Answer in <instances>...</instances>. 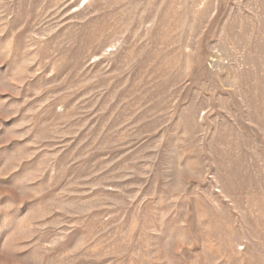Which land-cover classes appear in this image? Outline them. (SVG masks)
Instances as JSON below:
<instances>
[{"label":"rangeland","instance_id":"1","mask_svg":"<svg viewBox=\"0 0 264 264\" xmlns=\"http://www.w3.org/2000/svg\"><path fill=\"white\" fill-rule=\"evenodd\" d=\"M0 264H264V0H0Z\"/></svg>","mask_w":264,"mask_h":264},{"label":"clouds","instance_id":"2","mask_svg":"<svg viewBox=\"0 0 264 264\" xmlns=\"http://www.w3.org/2000/svg\"><path fill=\"white\" fill-rule=\"evenodd\" d=\"M170 241L172 243L186 244L187 243V238L183 234H178L174 238H170Z\"/></svg>","mask_w":264,"mask_h":264}]
</instances>
